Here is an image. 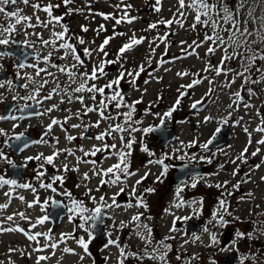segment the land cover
Masks as SVG:
<instances>
[{
	"label": "rangeland",
	"instance_id": "obj_1",
	"mask_svg": "<svg viewBox=\"0 0 264 264\" xmlns=\"http://www.w3.org/2000/svg\"><path fill=\"white\" fill-rule=\"evenodd\" d=\"M226 2L234 6V0H226ZM124 3L125 6L131 5L132 7H122ZM154 4L155 0H74L69 4L72 6L69 12L61 9L52 10L53 16L63 17L61 21L66 23V42H69L67 38L83 39V44L91 51V57H88V63L84 59V66L77 65L75 68L73 66L69 68V72L75 73L76 83L71 82L68 72H61L58 67L46 65L48 73L41 75L43 83L47 81L43 89L47 90L53 84H58L57 89L52 90L51 99H45L43 114L25 118L22 126L23 132H36V136H40L37 141L43 140L46 143H31L32 145H29L23 152L19 150L15 152L13 148L5 145L4 140L11 137L12 131L20 130L17 129L18 127L13 128V125L18 122L11 119L0 121V129H4L8 134L7 137L0 135V149H3L16 165V167H11L7 162L0 161V175L13 179L12 174L16 172L18 185L30 183L36 189L34 193L31 189L16 185H6L0 188V205L4 202L8 205L7 208H0V229L10 227L24 229V232L0 231V264H37L40 256L49 257L40 261V264H120V261H123V264H229L225 261L226 252L227 258L231 259V264H241L242 256L248 257L244 260V264H264V180L261 179L264 177V144L257 143L264 139V132L256 131L257 127H264V124H260L261 116L257 114L260 106L264 113V82L244 84L243 78H237L234 83H230L233 78L231 72L227 76L216 75L210 66L219 64L223 52L217 49L214 54L206 55L210 41L200 47H196L193 43L203 41L205 33L213 35L211 26L205 27L197 24L193 29L191 25L194 22L195 13L186 8L183 10L186 19L179 17L177 15L178 0H161V4L157 5L161 9L159 12L153 10ZM116 5L120 7L117 8ZM250 9L253 12V18L249 20L248 28L254 31L261 24L260 17L264 16V0H248L247 6L239 17L241 21L249 19ZM125 11L129 17H135V19L132 23L125 21L116 24L114 18H120ZM101 13L111 14V16L105 20ZM161 20H180L183 26L181 23H173L170 26L158 23ZM43 23L32 30L35 36L38 34L46 40H49L47 35L55 38L53 33L61 32L65 27L64 25L60 27L61 22L57 23L55 20H51V23L49 21ZM152 23H157V27L149 29L148 26ZM101 25L104 26L103 30H100ZM82 26L88 30L83 31ZM225 27H230V25H225ZM119 33L124 35H119ZM220 34L225 38L228 36V33L223 31ZM133 35L136 38L143 37V42L120 55L119 49L123 42L129 43ZM165 35L167 39L162 42L159 37ZM102 37H111L109 43L105 45L107 56L99 51L101 44L98 40ZM253 39L257 38L255 36L249 38L250 41ZM55 40L56 43L62 41ZM181 41L185 43L182 45ZM51 47L50 44L48 47H43L41 51L51 49ZM166 48L168 52L165 53ZM192 48H194V54H187L185 57L173 60L165 59L166 54L174 55ZM252 48L258 53L264 52V42L257 40ZM151 49H155L154 54L151 53ZM60 51L62 49H52L51 54L58 56V64L62 65L64 61H69V57L65 55L66 52L60 53ZM240 51H245V49L242 48ZM79 54L82 55V53ZM60 57L64 58L60 59ZM162 59L163 63H161ZM3 60L7 61V57H3ZM101 60L117 62L106 65V74L96 81L88 80L87 85L95 83L103 86V83L106 84L114 79L119 66H123V70L126 71H137L138 67L143 65L145 70L135 79V83H131L132 77L126 75L117 86L124 96L125 106L117 109L115 101L108 103L105 115H111L114 119L103 120L99 128L91 127L86 133L83 126L94 124L99 116L96 112L82 114L84 104L76 97L87 91L74 93L73 89L79 86L80 73L91 72L89 63L97 65ZM76 63V61L73 62V64ZM226 63L227 67L240 70L238 59ZM205 68L209 70L205 71ZM257 68H264V60H257L250 72L245 75L253 80H260L264 74L256 71ZM183 70L185 72H182ZM195 70L202 73L203 77L198 79L201 82L194 85L191 92L178 97L177 92L184 88L182 86L192 82ZM177 73H187V75H177ZM33 80L34 77L30 83ZM30 83L26 81L25 84L28 87L24 88L25 91H30L29 95L34 89L32 86L34 83ZM210 87L212 88L211 94L208 93ZM0 88L2 89L0 90L1 102L8 99V94L3 87ZM249 88L254 91L255 95H249L247 91ZM236 92L240 93L239 98L234 95ZM105 94L106 96L112 95L107 89ZM91 95L93 94L88 93L89 97ZM206 95L208 98L205 103H200L203 104L202 107L191 109L192 102L202 100ZM69 96H72L71 102L68 100ZM174 96H177L180 102L175 105V111L172 112L171 117H164L163 114L173 108L170 102ZM103 98L96 94V101ZM135 101H140V103L135 104L132 121L126 122L121 114L130 111L131 109L126 105H131ZM85 102L96 107V103L91 99ZM245 103L252 107L245 108ZM230 104L232 107H229ZM49 108L52 111H47ZM77 112L81 113L79 117L75 115ZM157 113L159 116L156 115ZM68 116L72 118L67 120L66 123L69 126L64 129L62 126ZM161 117L164 119V125L173 124L176 130L175 136L165 141L163 145H160L153 131L148 133L140 131L152 126L156 119ZM205 117H210V119L205 122ZM190 118L196 121L195 128L190 124ZM53 119L60 121V124L53 125L49 130L47 126ZM112 122L119 123L128 129L123 133L114 134L117 146L120 147L114 150L109 149V154L101 151L95 156L90 155L96 161L95 165L78 162L77 157L84 155L81 148L92 149L93 145L102 147V143L110 144L107 137L103 142L87 137H95L98 131H105ZM73 124H80L81 127L73 128ZM220 124L230 126L231 134L228 141L213 142L207 150L202 149L201 145L206 142L209 133ZM133 127L139 130L130 131ZM245 128L248 129L247 132L244 131ZM46 132L47 135H45ZM41 133H43L42 136ZM82 134L85 138H82ZM67 135H72L76 139L70 142ZM121 136L125 141L135 138L132 149L124 147L121 143ZM145 148L147 151H143ZM191 148L193 152H190ZM245 148L247 152L244 153V158L237 159ZM65 149L71 150L74 155H69L64 151ZM257 149L259 152L253 156L252 153ZM119 150L131 152V155L126 157L128 172L132 168L136 171L130 172L134 175H125L116 184L102 185L100 183L102 175L95 174L94 169L99 171L118 163L120 161ZM54 152H58L59 156L54 158L53 164H48L43 159L25 160L26 157H35L40 154L47 157ZM181 156L184 157L183 160L179 159ZM186 158L191 162H202L206 166L204 171L196 174L188 172L185 173V177L173 181L171 175L175 163L185 161ZM161 159L164 161L163 164L150 163V161ZM21 164L26 167L21 168ZM65 164L68 165L69 170L67 171L64 170ZM165 165L168 166L166 172H164ZM256 165L260 167L257 168ZM37 173H43V175L37 178ZM85 173L88 174L87 179L84 178ZM54 176L63 177V180L53 183ZM142 177L144 179H141ZM109 179H114V176L111 174L104 176L105 181ZM138 180L141 181L139 184H137ZM41 183H52L57 191L41 188ZM193 183L195 187H192ZM217 185L221 186L217 187ZM234 185H239V187H233ZM240 186L243 187L242 190ZM121 188L124 189L125 195L122 199H117L119 195L116 194ZM149 188L154 191L147 192L146 189ZM178 188L179 193H177ZM133 189H135L134 192ZM5 192H8L9 196L6 197ZM66 192L71 193V197L63 194ZM20 196L24 197L23 201L19 199ZM37 196L41 203L29 208L28 203ZM101 196L105 198L103 202L99 199ZM113 196H115V204L112 201ZM49 197L59 202L58 205H52L53 216L59 215V212L64 210L59 215L56 226L50 219L42 224L37 222L47 215L50 209L49 203L43 205V201L48 200ZM90 197H95L96 202L94 203ZM135 197L137 201L142 200L147 207L138 206L137 201L134 200ZM72 199L83 201L84 206L90 210L100 205L103 209L100 224L102 231L105 232L103 234L108 237V242L112 239L116 243L110 244L106 241H103L104 244L101 243L100 239L92 233L91 221L85 224L84 228H80L78 225L83 223L80 220V214L73 215V219L69 221L68 216L71 214L67 212V207L71 206ZM221 199L226 201L227 212L219 209ZM193 201L196 203H192ZM104 203L111 204L112 207H103ZM175 204L181 206L177 207ZM20 212H23L28 219H21L19 215H16ZM214 212L223 215L226 222L223 226L213 218ZM90 214V212L83 213L84 216ZM10 215L13 216L11 221L6 219ZM137 215L140 217L139 220H133V217ZM185 217L187 219H184ZM170 218L173 219L174 224L169 221ZM188 220L192 223L186 228ZM193 220H200L198 227L195 226ZM228 226L231 227L229 234L227 229H224ZM173 227L176 230L170 231ZM225 231L228 234L227 238L224 237ZM237 232L244 233L245 236L238 237ZM25 233L30 235L47 233L50 239L40 235L35 240H29ZM62 234L69 235H65L62 239ZM248 234H251V238ZM212 235L216 236L215 243L211 240ZM80 237L88 243L87 253L77 243ZM166 237H171V239H166ZM161 241L170 245V249H164L160 244ZM53 243L57 245L55 249L50 247ZM65 248L73 249L74 252H65ZM154 249L158 251L154 252ZM230 250L234 252V258ZM164 252H167L164 261L150 258L151 255L158 257Z\"/></svg>",
	"mask_w": 264,
	"mask_h": 264
},
{
	"label": "snow or ice",
	"instance_id": "obj_2",
	"mask_svg": "<svg viewBox=\"0 0 264 264\" xmlns=\"http://www.w3.org/2000/svg\"><path fill=\"white\" fill-rule=\"evenodd\" d=\"M22 2L25 5H28L30 3V0H22ZM17 3V0H0V14H3L4 16L8 17V18H15V23L16 24H20L21 20L23 21H28L30 19H32L29 16H20L19 12L20 10H16V11H6L5 6L7 5H15ZM63 3L65 5L71 3V0H63ZM161 4V0H155V4L153 5V10L156 12H159L161 9L160 7H157V5ZM248 4V0H234V6H230L226 0H212V2H209V0H178V5L179 8L177 9V15L179 17L185 18L186 19V15L185 12L183 11L184 9H191L195 15H194V22L191 25V27L193 29H195L197 24H201L204 25L205 27H209L211 26L212 30H213V35H208L207 33H205V37L204 40L197 43V42H193L195 44L196 47H200L205 43H208L209 41L211 42V44L209 45V47L206 50V55L207 54H214L217 49H220L223 52V55L221 56L220 62L217 65H211L210 68L211 70L215 71L216 75H225L227 76L229 72H231L233 74V78L230 81V83H234L235 80L237 78H243L244 84L247 83H252V84H258L261 82H264V75H262L260 80H253L250 78V76L245 75L246 73L250 72V69L252 67V65L257 61V60H264V52L258 53L256 50H254L252 48L253 44L257 43V40L264 42V16L260 17V21L261 24L260 26L255 29L254 31L249 30L248 28V23L249 20H251L253 18V12L250 9L248 12V20H244L241 21L239 19L242 10L247 6ZM31 7L33 8L34 11L36 10H42L44 12H46L48 14L49 17L52 18V20H55L57 23H59L63 17L60 16H53L52 14V9L54 7H59V5H52V4H48L43 6V8L41 7V5L39 3H32ZM115 7L119 8L120 5H116ZM126 8H131V5H126ZM71 11V10H70ZM101 15H103L104 19L107 20L110 18L111 14H103L101 13ZM203 17V19H202ZM114 18V17H113ZM115 19V23L116 24H120L121 22H127V23H132V21L135 19V17H129L127 11L124 12V14L120 17V18H114ZM37 21H40L39 16L36 17ZM49 23H51V20L49 21ZM158 23L160 24H165V25H172L173 23H181L180 20H161ZM243 24V27H242ZM225 25H230V27H225ZM29 26H33V25H29ZM47 26V25H45ZM181 26H183V24L181 23ZM149 29H154L157 27V23H152L149 24ZM0 28H2L3 32H7V33H13L16 31L15 29V25H9L8 27H3L0 26ZM104 26L101 25L100 26V30H103ZM82 30L83 31H87L88 29L86 27L82 26ZM221 31L228 33V36L225 38V36H222L220 33ZM67 32V28L66 26L64 27V30L61 32H54L53 36L56 39L59 40H63L65 37V33ZM2 34V33H0ZM38 35V34H37ZM119 35H124L123 33H119ZM255 36L257 39H253V40H249L250 37ZM111 39V37L106 38L103 43L99 46V51L101 53H103L105 56H107V52L105 51V45H107L109 43V40ZM159 39L163 42L166 41L167 39V35L165 36H161L159 37ZM144 40L143 37L141 38H136L134 35L133 37L130 39L129 43H125L120 49H119V54L122 55L126 52V50L131 49L133 46L135 45H139L140 43H142ZM41 42L45 45H49L51 44L52 46L55 47L56 45V40H43L41 39ZM10 43L9 38L5 37L0 39V45H7ZM24 43H27V41H25ZM80 44H83L84 41L83 39L79 40ZM185 42L181 41V44L183 45ZM60 48L66 49L68 50V52H66L65 55L70 54L72 56V58L74 59V61H76V64H73V67H77V65L79 66H84L85 65V60L81 57V55H79L77 53L76 48L69 43H61L59 45ZM245 49V51H240V49ZM155 49H151V53L154 54ZM189 55L194 54V50L193 52L188 53ZM2 55H6V53H0V56ZM52 54L49 53L48 56H45L44 62L47 63L49 61V58ZM83 55L87 56V57H91V51L88 48H85L83 50ZM64 57H60V59H63ZM239 60L240 62V70H236V69H232L227 67V61H231V60ZM117 61H105V60H101L97 65H94L91 69V72H83L80 73V83L79 86H77L75 89H73L74 93H83L85 91H87L88 93H91L93 95H91L89 97V99H91L92 101H94L96 103V107H92L91 105H88L85 102V98L83 96H77L76 99L79 100L82 104H84V110H83V115H87L88 113H93L96 112L99 116V119L94 123V124H89V125H84V129L85 132L88 131V129H90L91 127H97L99 128L100 123L103 120H112L114 119V117H112L111 115H105V112L108 108V103L115 101V107L117 109L121 108L124 105V96L122 95V93L118 90V87H114V86H119L121 81L124 80L125 76L127 75L128 77H132V81H130L131 83H135V79L139 76V74L141 72H143L144 66L140 65L138 67L137 71H126V70H120L118 72V75L110 80L108 83H106L103 86H98L95 83H92L91 85H87V81L91 80V81H96L98 79H100L102 76H104L105 73V67L106 65L109 64H114ZM150 62V61H149ZM164 61L162 60L161 63H163ZM33 67H35V65H32ZM54 67H58V65H53ZM18 67L23 68L25 67L24 64H20L18 65ZM205 71H208L209 68H205ZM46 71L43 68H37L36 71V75L39 76L41 72ZM59 71L64 72L65 69L64 68H59ZM256 71L264 74V68H257ZM49 75H51V73H49ZM69 77L71 78V82L72 83H76V79H75V73L72 72H68ZM177 75H187V73H177ZM29 80H31V77H28ZM34 82V81H33ZM201 81L200 80H194L192 81V83L188 84V85H184L182 87H187V88H192L194 85L199 84ZM47 81H44V84H46ZM145 83H148V81H145ZM44 85L41 84L39 87H43ZM21 87L27 88L28 85L24 84ZM243 87V85H242ZM106 89H110L112 90V95L111 96H106L105 94V90ZM36 91H38V89H36ZM55 91V89L53 90ZM66 91V90H65ZM247 91L249 92V95H255L254 91L249 88L247 89ZM96 94H99L101 97H104L103 99H100L99 101H96ZM181 95H183V93H181ZM234 95L239 98L240 97V93L236 92L234 93ZM13 99L15 100L16 97L14 96ZM21 99L24 100H35L36 97L34 95H29L27 97H21ZM45 99H51V94H49L48 96L45 97ZM69 102L72 101V96L68 97ZM179 99H177L176 104H179ZM37 103H39V101H37ZM140 103V101H135L133 102V104L131 105H126L128 108H130L131 110L125 113H122L121 115L124 116V119L126 122L132 121V114L135 111V104ZM201 101H196L192 104V108H196L197 104H200ZM31 107V105L25 104L23 106L20 107V111H23L26 108ZM53 107H55V105H53ZM229 107H232V105L230 104ZM245 108L248 107H252V105L245 103L244 104ZM47 111H52L51 108L47 109ZM175 111V106H173V108H171L169 111L165 112L163 115L164 117H171L172 112ZM36 115H42L43 113H35ZM258 115H260V113H257ZM77 117H79L81 115L80 112H77L75 114ZM157 116H159V114H156ZM26 117L25 116H15V115H0V121L3 120H24ZM72 116H68L65 118V123L67 122V120L71 119ZM210 119V117H205L204 120L205 122H207ZM242 119V118H241ZM136 123H139V121H136ZM164 123V119L163 117H161L160 119V124L163 125ZM261 123H264V120L261 121ZM60 124V121L53 119L51 121V123L47 126V128L49 130H51L53 125H58ZM18 124H14L13 128L18 127ZM73 128H79L81 127L80 124H73L72 125ZM159 127V126H157ZM128 129H126L124 126H122L119 123H116L114 125H109L108 128L105 131H102L100 133H98L95 137H87L89 139H95L97 141H101L103 142L105 140L106 137L111 136L112 139H115V136L113 135V133H123L125 131H127ZM139 129L136 128H130V131L135 132L138 131ZM220 128L217 127L215 130V133H213L212 137L210 139L207 140L206 143L201 145L202 149L207 150L209 145L213 143V141L216 139V134L220 132ZM140 131H143L144 133H148V132H152L154 131V128L152 126H149L147 128H144ZM245 132L248 131L247 128L244 129ZM256 131L258 132H264V127H257ZM0 135L3 136H8V134L5 132L4 129H0ZM45 135H47V132L45 133ZM22 138H24V133H19L17 135H15L14 139L16 141H21ZM82 138L83 134H82ZM8 139H13L12 137H8ZM67 139L68 141H73L76 139V137L72 136V135H67ZM121 143L124 145V147L126 149H132L133 147V143L135 142V138L129 139L127 141H125L124 137L121 136ZM249 142H251V140L249 139ZM29 143H46V141L40 140V141H30L27 143H24L22 147L19 148L20 152H23L27 147H29ZM194 143V142H193ZM257 143L259 144H264V139H261L259 141H257ZM5 145L7 146H11L8 144V140H5ZM117 145L116 144H108V143H102V147H97L96 145H93L92 149L90 151H84L83 148H81L80 150L84 152V156H95L98 152L101 151H107L109 149H116ZM65 152H67L69 155H74L73 152H71V150L69 149H65ZM143 151H147V149H143ZM247 152V148H245L243 150V152L241 153V155L239 157H237V159H243L244 158V153ZM259 152V149H257L256 152H253L252 155L255 156L257 155V153ZM58 152H54L52 155L44 157L43 154H40L38 156L35 157H26L25 160L26 161H30L33 159L36 160H45L48 164H53L54 158L58 155ZM151 155V153H149ZM131 155V152H125V151H119V158H120V162L113 164L111 167H108L107 169H101L99 171H96L94 169L95 174L97 175H102V176H109V174H111L112 176H114V179H109L107 181H105L104 179H101V184H105V183H110V184H116L118 181H120L121 176L120 173H124L126 176L127 175H134V173H130L128 172V164L126 162V157ZM179 159H184L183 156L179 157ZM192 159H195V157H192ZM201 159H204V157H201ZM0 161H5L7 162L11 167H16V165L14 164V162L8 158V156L4 153L3 149H0ZM77 161L78 162H84V163H92L93 165L96 164V161H81L80 157H77ZM158 163V164H163L164 161L163 159L161 160H157V161H150V163ZM233 163H235V161H233ZM123 165V167H122ZM26 167V165H23ZM257 168L260 167V165H256ZM168 166L165 165L164 167V172L167 171ZM64 170L67 171L68 169V165L65 164L64 165ZM76 170V169H74ZM162 175L164 174L163 172L161 173ZM234 175L236 174L235 171L233 173ZM43 173H37V178H39L40 176H42ZM147 175V174H146ZM84 178L87 179L88 178V174L85 173L84 174ZM141 179H144V177H142ZM262 180H264V177H261ZM57 180H63V177L60 176H54L53 177V183ZM141 181H137V184H139ZM226 183V182H225ZM6 185H16L18 187L21 188H25V189H31L34 193L36 191L35 188L32 187V185L30 183H23V184H17V180L16 179H10V178H6L5 175H0V188L6 186ZM221 185H217V187H220ZM41 188H46V189H51L53 192H56L57 189L53 187L52 183H48V184H44L41 183L40 184ZM192 187H195V184L193 183ZM233 187H239V185H234ZM99 190V189H97ZM91 191V190H89ZM124 191L123 188L120 189V193H122ZM135 191V189H133V192ZM147 192H152L154 191L153 189H146ZM180 189H177V193H179ZM120 193H117L116 195H119ZM66 196L71 197V193H63ZM4 195L7 197L9 196L8 192H5ZM251 195V194H249ZM19 199L21 201L24 200L23 196H20ZM90 199L93 200V202H96V198L95 197H90ZM100 201L103 202L105 200V198L103 196H101ZM49 200L52 201L53 205H58L59 202L52 200L51 197L48 198V200L43 201V205H47L49 203ZM112 201L113 204L116 203L115 200V196L112 197ZM41 201L39 199V197H35L34 200L32 202L28 203V207L31 208L34 206V204H40ZM138 206H144L147 207L146 204H143V201L138 199L137 201ZM192 203H196L195 201H193ZM7 204H2L0 205V208H7ZM103 207H112L111 204H107L104 203L102 205ZM131 206V205H129ZM177 207H180V204L176 205ZM219 209H223L224 212H227V207H226V201L221 199L219 201ZM43 210V207H42ZM101 206L98 205L96 206L94 209L90 210L87 207L84 206V202L83 201H77L75 199L71 200V206L67 207V212L70 213L71 215L68 216L69 221H71L73 219V215L76 214H80V220L83 221V223H81L80 225H78L80 228H84L85 224H87L89 221L95 223L100 217H101ZM91 213L88 216H84L83 213ZM16 215H19L21 219H28L25 214L23 212H20ZM139 215L134 216L133 220H139ZM213 218L217 219L218 222L220 223L221 226L224 225V223H226L224 221V217L223 215H218V212H214L213 213ZM7 220L11 221L13 220V216L10 215L6 218ZM49 217L47 215H45L44 217L40 218L37 222L38 223H44L46 220H48ZM184 219H187V217H185ZM33 227H35V225H33ZM175 227H173L172 229H170V231H175ZM0 231H21L24 232V229L22 228H7V229H0ZM85 231H88V229H85ZM151 230L149 229V232ZM205 231H207V229H205ZM28 236L29 240H35L37 236L40 235H44L46 238L48 237L47 233H36L35 235H30L28 233H25ZM65 235H69V234H62V239ZM238 237H244L245 234L244 233H240L237 232L236 234ZM249 238H251V234H248ZM89 236H91V232H89ZM166 239H171V237H166ZM198 239V237H197ZM211 240L215 243L216 242V236L212 235L211 236ZM77 243L80 245V247L84 250L85 253L88 252V243L85 241V239L83 237H80L79 239H77ZM110 244L116 243L115 241H109ZM161 246L164 249H170V245L165 244L163 241L160 242ZM118 246V245H117ZM51 248L55 249L57 247V245L55 243L50 245ZM65 252H69L72 253L74 252L73 249L70 248H65L64 249ZM154 252L158 251V249H154ZM121 253H123V249H121ZM135 255V254H134ZM167 255V252H164L163 254H160L158 257L156 255H151L150 258L151 259H160L161 261L165 260V257ZM49 257L46 256H40L37 259V264H40V261L42 260H46ZM179 259V257H177ZM81 259H83V257H81ZM248 259V257H241V264H244V260ZM120 264H123V261H120Z\"/></svg>",
	"mask_w": 264,
	"mask_h": 264
},
{
	"label": "flooded vegetation",
	"instance_id": "obj_3",
	"mask_svg": "<svg viewBox=\"0 0 264 264\" xmlns=\"http://www.w3.org/2000/svg\"><path fill=\"white\" fill-rule=\"evenodd\" d=\"M32 3H39L41 7L52 4V5H59V7H54L53 9H62L64 8L65 4L63 3V0H30V3L28 5H25L22 0H17V3L15 5H7L5 6L6 11H16L20 10L19 14L20 16H29L32 19L28 21L21 20L20 24L15 23V18H8L4 16L3 14H0V26L8 27L10 24L15 25L16 31L13 33H7L3 32L2 28H0V39L2 38H9L11 35L13 37V41L10 40V43L7 45H0V53H6V55L0 56V87H3L4 90H6L8 94V99L0 102V111L3 114V109L6 104L7 110L9 113L14 112L17 117L19 116H25L26 118L28 116H31L32 114L36 115L35 113H42V102H43V96L39 95V92H42L43 87H39L41 84L44 85L42 78L35 79L34 84H32L33 88L32 91H35V93H32L36 97V101H39V103H35V100H24L21 99V97H27L29 95H25L26 92L24 87H21L24 85L23 78H21L23 71H28L31 74L36 75L37 68H41V62H40V51L43 49V47H48L49 45H45L41 42V39L46 40L45 38L40 37L39 35L33 34V28L38 27L39 21L36 20V17L39 16L40 22L44 24L43 22L50 20L51 17L48 16V14L42 10H36L34 11L31 7ZM52 9V10H53ZM33 25V26H29ZM81 38L75 37L73 39L69 38V44H72L76 50L83 59H85V56L83 55V50L86 48L84 44H80L79 40ZM27 41V43H24ZM58 49H62L58 46ZM68 52V50H67ZM20 55V56H19ZM3 57H7V61L3 60ZM69 62L73 63L74 59L70 54H68ZM50 58L53 60V63L55 65L58 64L59 58L57 56L51 55ZM87 61V60H86ZM24 64L25 67L20 68L18 65ZM39 64L41 67H39ZM32 65H35L33 67ZM18 88V89H17ZM38 89V91H36ZM0 90H2L0 88ZM16 97L14 100L13 97ZM2 100V99H1ZM29 102H32L31 104H28ZM28 104L31 105V107L24 109L23 111H20V107ZM10 107V108H9ZM34 108V109H33ZM32 109V110H31ZM31 111V112H28ZM31 113V114H29ZM39 116V115H38ZM18 122V128L21 131L22 126L24 124V120H16ZM27 132V138L30 139V141L36 140V134L30 131ZM217 134L216 139L213 141L214 143L217 141ZM30 144V143H29Z\"/></svg>",
	"mask_w": 264,
	"mask_h": 264
},
{
	"label": "water",
	"instance_id": "obj_4",
	"mask_svg": "<svg viewBox=\"0 0 264 264\" xmlns=\"http://www.w3.org/2000/svg\"><path fill=\"white\" fill-rule=\"evenodd\" d=\"M227 135H225V138H226ZM160 137V138H159ZM171 137H174V133L171 131L169 132L168 134H164L163 136H158V139L160 140V144L163 145V143L168 139V138H171ZM224 138V139H225ZM180 166L179 164L176 165V170H175V173H177L180 169ZM49 214H51V212H49ZM57 223V219H55V224ZM94 228L96 229V236H98L99 238H102L101 236V233H102V230H101V225L100 223H96V224H93Z\"/></svg>",
	"mask_w": 264,
	"mask_h": 264
},
{
	"label": "bare ground",
	"instance_id": "obj_5",
	"mask_svg": "<svg viewBox=\"0 0 264 264\" xmlns=\"http://www.w3.org/2000/svg\"><path fill=\"white\" fill-rule=\"evenodd\" d=\"M59 128H60V127H59ZM62 128H64V129H65V128H68V125L65 124V125L62 126ZM62 130H63V129H62ZM65 131H66V130H65ZM88 140H89V139H88ZM96 141H97V140H96ZM85 142H86V141H85ZM88 142H89V141H88ZM97 142H98V141H97ZM111 151H112V150H111ZM58 156H59V155H58ZM68 158H69V157H68ZM80 158H81V160H88V161H89V160H92V161H94V158H91L90 155H89V156H84V157L81 156ZM55 160H56V159H55ZM59 163H60V162H59ZM171 196H172V195H171ZM175 205H176V204H175Z\"/></svg>",
	"mask_w": 264,
	"mask_h": 264
}]
</instances>
